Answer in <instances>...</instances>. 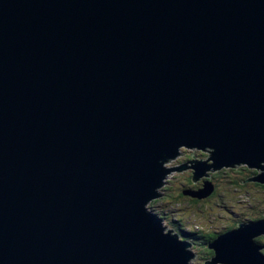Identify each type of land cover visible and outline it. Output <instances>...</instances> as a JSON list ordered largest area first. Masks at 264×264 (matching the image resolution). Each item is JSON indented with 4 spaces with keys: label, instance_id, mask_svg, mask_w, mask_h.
<instances>
[{
    "label": "water",
    "instance_id": "1",
    "mask_svg": "<svg viewBox=\"0 0 264 264\" xmlns=\"http://www.w3.org/2000/svg\"><path fill=\"white\" fill-rule=\"evenodd\" d=\"M179 145L264 172V0H0V264H190L149 210ZM232 217L208 248L264 264Z\"/></svg>",
    "mask_w": 264,
    "mask_h": 264
},
{
    "label": "rangeland",
    "instance_id": "2",
    "mask_svg": "<svg viewBox=\"0 0 264 264\" xmlns=\"http://www.w3.org/2000/svg\"><path fill=\"white\" fill-rule=\"evenodd\" d=\"M184 149H187L188 152H192V150L195 149V153L198 155L181 159L182 156L187 155L186 153H181L180 156L176 159H171L177 161V163L173 167L168 168L171 170L173 169V171H171L167 175V177H171V179L169 180L166 178L165 180L168 185L164 189H166L169 193L165 194V191L163 189L162 192L164 193V195L161 194V197L159 196L160 198L157 200L158 202H153L152 204H150V210L160 214L161 217L163 214L168 212L166 213V215H168L172 221L177 220L178 223L174 230L178 233L181 240H190L186 239V232L188 231H191L193 233L199 232V234H202V232L207 234L209 232L222 233L225 230L226 219L228 216H264V193L260 192L257 187H254L256 184L253 181L249 183L251 186V193L245 194L239 189L234 188V186H231L230 182L227 183L225 181L226 178H224L222 175H218V172L214 170V162L210 159V149H207L205 151L198 148ZM192 161L206 162L209 167L208 171H206L203 177L197 182L194 181L195 170L193 169L194 163H191ZM187 162H189L188 164H186L188 166L187 169L180 170V168ZM242 166L248 167L249 165L244 163H241L240 165L236 164L234 167L231 166V169L226 170H238L241 169ZM225 168L230 167L225 166L222 169ZM248 168L251 169L250 167ZM251 170L256 171L259 176L264 173L261 169L253 168ZM191 172H193V175ZM187 175H191V179L187 178ZM214 175H218L220 177L212 180L214 178ZM234 175L235 176H233V178L235 181L242 179V172L239 171ZM207 183H210L216 189V191H214L213 193V196L208 199H204L201 201L194 200L191 196L186 197L182 195V193H180L181 191H179V189H182L183 186H188L191 188L199 187V190L197 191H203L205 190ZM158 190L160 191L161 189ZM238 192H241L244 195L238 194ZM180 196H182L183 199L180 198ZM168 198H171L172 202H176V198H180L181 200H179V204H174L168 201ZM255 209L257 211L253 212V210ZM179 220H183L184 227L179 222ZM260 237L263 239L264 234H262V236ZM191 242L201 245L198 241L195 240H191ZM193 247H195L194 244L192 246L194 257H192V259L189 261L190 264H216V254L211 258L209 252L210 249L202 247L196 251ZM204 249H206V252L202 251Z\"/></svg>",
    "mask_w": 264,
    "mask_h": 264
},
{
    "label": "trees",
    "instance_id": "3",
    "mask_svg": "<svg viewBox=\"0 0 264 264\" xmlns=\"http://www.w3.org/2000/svg\"><path fill=\"white\" fill-rule=\"evenodd\" d=\"M231 168L232 167L225 168V169H222L220 171L221 172V175L224 178H226L225 181L227 183L228 182H232L234 180V178H233V176H235L234 174H236V173H238L240 171V172H242V175H241L242 176V179H239V180H236V181L234 180L233 183H230L231 186H234V188L239 189L240 191H242L245 194H247V193L250 194L251 193V190H250V187L251 186H250L249 183L251 181H253L256 184L254 187H257L260 192H263L264 193V185L258 184V183H256L254 181L255 177L258 175L256 171L251 170V169H249L246 166H242V168L241 169H238V170H226V169H231ZM164 191H165V194H168L169 193L166 189H164ZM238 194H242V193L241 192H238ZM242 195H244V194H242ZM180 198L183 199L182 196H180ZM180 198H176V202H172L171 198H168L167 200L170 201V202H172V203H174V204H179L180 203L179 200H181ZM253 221H256V220L253 218ZM179 222L184 227L183 220H179ZM177 223H178L177 220H175L174 221V224L177 225ZM224 232L225 231H223L222 233L209 232L208 234L202 232V234H199V232L198 233L197 232L196 233H193V232L190 231L189 233L186 232L187 233L186 234V238H188L190 240L198 241L201 245H198V244H195L194 243L195 244L194 249L198 250L199 248L207 247L209 244H212L215 241H217L220 237L224 236ZM254 242L259 245L258 247L264 248V238L262 239L261 237H258V238H256L254 240ZM209 252H210V257L212 258V256L215 255V252L213 250L212 251L209 250Z\"/></svg>",
    "mask_w": 264,
    "mask_h": 264
},
{
    "label": "clouds",
    "instance_id": "4",
    "mask_svg": "<svg viewBox=\"0 0 264 264\" xmlns=\"http://www.w3.org/2000/svg\"><path fill=\"white\" fill-rule=\"evenodd\" d=\"M181 145H183V144H181ZM181 145H179V147H178L177 149H179L181 153H186V154H187L186 156H182L181 159H184V158H188V157H192V156H196V155H198V154L195 153V149H193L192 152H188L187 149L181 148ZM206 147H207V146H206ZM207 148H212V147H207ZM177 149H176V152H177ZM169 157H170V156H168L167 154H163V155L161 156V158L157 161V163L162 167V169H165V168H171V167H173V166L177 163V161H175V160H170V159H168ZM259 164H260V166H264V160H261V161L259 162ZM173 175H174V174H173ZM167 179L170 180L171 177H167ZM144 205H145V204H144ZM246 226H247V225H246ZM262 234H264V233H261V234L256 235V236H254V237L251 238V243H252L254 246H259L257 243L254 242V238H256V237H260V236H262ZM258 250H259V253H260L261 255H264V248H261V247H260ZM202 251H205V252H206V249H204V250H202ZM216 264H224V262H223L222 260L217 259Z\"/></svg>",
    "mask_w": 264,
    "mask_h": 264
},
{
    "label": "flooded vegetation",
    "instance_id": "5",
    "mask_svg": "<svg viewBox=\"0 0 264 264\" xmlns=\"http://www.w3.org/2000/svg\"><path fill=\"white\" fill-rule=\"evenodd\" d=\"M193 162V161H192ZM191 162V163H192ZM189 162H187V163H185V165L186 164H188ZM215 170V169H214ZM216 171V170H215ZM218 172V175H220L221 176V172L220 171H217ZM192 173V175H193V172H191ZM218 175H214V178L212 179V177H211V179L212 180H215V178L217 179V178H219L220 176H218ZM191 175L189 176V175H187V178H190L191 179ZM234 182V180L232 181V182H230V183H233ZM215 183V182H214ZM182 190H190V191H197V190H199V187H194V188H191V187H188V186H183L182 187V189H179V191H182ZM181 193V192H180ZM186 196H188V195H186ZM192 199H194V200H198L197 198H192ZM191 200V199H190ZM210 200V199H209ZM199 201V200H198Z\"/></svg>",
    "mask_w": 264,
    "mask_h": 264
},
{
    "label": "bare ground",
    "instance_id": "6",
    "mask_svg": "<svg viewBox=\"0 0 264 264\" xmlns=\"http://www.w3.org/2000/svg\"><path fill=\"white\" fill-rule=\"evenodd\" d=\"M187 167H188L187 165H184V166H182V167L180 168V170L187 169ZM158 217L164 221V219L161 217L160 214H158ZM164 222H165V221H164ZM257 238H258V237H257ZM190 244H192V246H193L194 243H192V242L190 241ZM191 249H192V247H191Z\"/></svg>",
    "mask_w": 264,
    "mask_h": 264
}]
</instances>
